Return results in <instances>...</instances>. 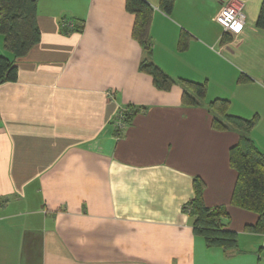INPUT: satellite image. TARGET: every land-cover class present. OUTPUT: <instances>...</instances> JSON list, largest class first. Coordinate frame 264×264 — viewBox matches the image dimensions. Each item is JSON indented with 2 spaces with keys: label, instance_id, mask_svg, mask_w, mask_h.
Masks as SVG:
<instances>
[{
  "label": "crops",
  "instance_id": "crops-1",
  "mask_svg": "<svg viewBox=\"0 0 264 264\" xmlns=\"http://www.w3.org/2000/svg\"><path fill=\"white\" fill-rule=\"evenodd\" d=\"M147 1L151 59L174 80L168 90L138 70L125 0H38L40 39L16 58L0 34V55L17 67L0 83V264H264V234L245 229L257 214L230 204L228 150L241 133L214 129L208 106L223 98L230 114L256 116L247 135L264 153L263 0H236V34L214 20L232 0H174L170 13ZM182 79L205 82V98L183 104L193 94ZM195 176L205 205L226 207L234 247L193 232L184 206Z\"/></svg>",
  "mask_w": 264,
  "mask_h": 264
},
{
  "label": "trees",
  "instance_id": "trees-1",
  "mask_svg": "<svg viewBox=\"0 0 264 264\" xmlns=\"http://www.w3.org/2000/svg\"><path fill=\"white\" fill-rule=\"evenodd\" d=\"M38 0H0V34L3 36V46L14 58L25 55L29 49L39 41L40 31L36 22ZM174 0H159V8L170 13ZM125 9L134 14L131 37L137 41L142 49V58L138 70L147 73L152 78L155 87L168 90L174 80L164 73L151 59L152 42L150 24L152 6L147 0H125ZM256 26L264 29V0L255 22ZM83 25L75 27L81 31ZM189 35L182 31L179 35L177 48L187 47ZM17 67L14 59L0 55V83L16 79ZM241 81L245 79L240 77ZM183 91L181 101L185 105H194L197 99L203 100L206 95L205 82L182 79ZM209 108L214 115L211 126L222 130L231 126L241 134L235 144L228 150V163L236 172V178L230 196V204L242 209L253 211L257 219L245 229L264 234V153L261 152L248 137L247 133L256 123V116L243 118L228 112L229 101L215 98L208 101ZM129 115L135 112L129 107ZM131 113V114H130ZM193 197L184 206L193 218V232L201 237L209 246L229 249L236 245V233L224 228L221 218L227 215L224 205L208 207L203 202L204 182L199 176L192 179ZM188 209V210H187Z\"/></svg>",
  "mask_w": 264,
  "mask_h": 264
},
{
  "label": "built area",
  "instance_id": "built-area-1",
  "mask_svg": "<svg viewBox=\"0 0 264 264\" xmlns=\"http://www.w3.org/2000/svg\"><path fill=\"white\" fill-rule=\"evenodd\" d=\"M214 20L221 25L225 32L238 33L245 23L242 5L236 0L223 4L215 14ZM128 115V111L119 108L116 114V126L121 127L126 122Z\"/></svg>",
  "mask_w": 264,
  "mask_h": 264
},
{
  "label": "rangeland",
  "instance_id": "rangeland-1",
  "mask_svg": "<svg viewBox=\"0 0 264 264\" xmlns=\"http://www.w3.org/2000/svg\"><path fill=\"white\" fill-rule=\"evenodd\" d=\"M264 257V256H263Z\"/></svg>",
  "mask_w": 264,
  "mask_h": 264
}]
</instances>
